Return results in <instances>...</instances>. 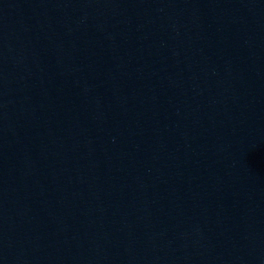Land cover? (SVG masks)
Segmentation results:
<instances>
[{"label":"water","instance_id":"95a60500","mask_svg":"<svg viewBox=\"0 0 264 264\" xmlns=\"http://www.w3.org/2000/svg\"><path fill=\"white\" fill-rule=\"evenodd\" d=\"M221 0H0V264H140Z\"/></svg>","mask_w":264,"mask_h":264}]
</instances>
